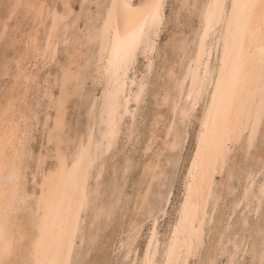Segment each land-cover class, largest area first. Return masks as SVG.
<instances>
[{"label":"snow or ice","instance_id":"obj_1","mask_svg":"<svg viewBox=\"0 0 264 264\" xmlns=\"http://www.w3.org/2000/svg\"><path fill=\"white\" fill-rule=\"evenodd\" d=\"M0 264H264V0H0Z\"/></svg>","mask_w":264,"mask_h":264},{"label":"bare ground","instance_id":"obj_2","mask_svg":"<svg viewBox=\"0 0 264 264\" xmlns=\"http://www.w3.org/2000/svg\"><path fill=\"white\" fill-rule=\"evenodd\" d=\"M137 3L140 2V0H136ZM169 3H175V0H168ZM143 245V241L140 242V246Z\"/></svg>","mask_w":264,"mask_h":264}]
</instances>
